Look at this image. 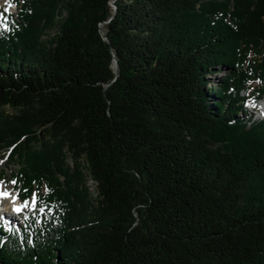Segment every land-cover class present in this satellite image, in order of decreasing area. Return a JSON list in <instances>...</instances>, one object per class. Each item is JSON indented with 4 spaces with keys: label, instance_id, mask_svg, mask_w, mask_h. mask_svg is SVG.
<instances>
[{
    "label": "trees",
    "instance_id": "trees-1",
    "mask_svg": "<svg viewBox=\"0 0 264 264\" xmlns=\"http://www.w3.org/2000/svg\"><path fill=\"white\" fill-rule=\"evenodd\" d=\"M13 1L0 264H264V0Z\"/></svg>",
    "mask_w": 264,
    "mask_h": 264
},
{
    "label": "rangeland",
    "instance_id": "rangeland-1",
    "mask_svg": "<svg viewBox=\"0 0 264 264\" xmlns=\"http://www.w3.org/2000/svg\"><path fill=\"white\" fill-rule=\"evenodd\" d=\"M5 12H12V13H17L18 12V7L15 3H13L12 0H0V12L2 11ZM225 73L223 71L219 72H214L211 75H209L211 84L207 85V88H211L214 85L218 84L222 78H224ZM256 84V83H255ZM264 100V99H263ZM260 100L254 108H249L250 113L253 114L254 116H262L264 115V106L262 103L259 104L261 101ZM263 107V109H262ZM7 148L3 149L0 152V182L3 185L5 189L11 188L13 193L17 195L18 191L16 189L15 184L12 183V177L14 175V171L16 169V166L14 163L9 161V157L7 156L8 153L6 151ZM3 156V157H2ZM5 156V157H4ZM4 172L5 176L2 178L1 173ZM89 184L91 185V190L94 191L93 183L90 181ZM28 206L24 207L25 202L23 203V212L19 215L15 214L12 215V219H7L4 215L0 214V221L4 222L5 225L10 227L12 224H17L18 226H25L26 224H31V219L32 216L35 214L36 217L40 215V212H42L41 208H37L35 205L34 199L26 201ZM34 205V206H33ZM1 206V205H0ZM11 216V214L9 215Z\"/></svg>",
    "mask_w": 264,
    "mask_h": 264
},
{
    "label": "bare ground",
    "instance_id": "bare-ground-1",
    "mask_svg": "<svg viewBox=\"0 0 264 264\" xmlns=\"http://www.w3.org/2000/svg\"><path fill=\"white\" fill-rule=\"evenodd\" d=\"M262 102L264 106V100ZM4 191L11 193V195L8 197L0 196V205H1L0 210L2 209V211H4L3 213L7 219H12L13 218L12 214L11 216H7L6 213L15 212L14 210L16 207H21L22 209H24L22 203L23 201L19 200L18 196L13 193L11 188L5 189L0 182V192H4Z\"/></svg>",
    "mask_w": 264,
    "mask_h": 264
},
{
    "label": "snow or ice",
    "instance_id": "snow-or-ice-1",
    "mask_svg": "<svg viewBox=\"0 0 264 264\" xmlns=\"http://www.w3.org/2000/svg\"><path fill=\"white\" fill-rule=\"evenodd\" d=\"M12 183L15 184L16 181L13 180ZM10 195H11V193L6 192V191H4V192H0V196L8 197V196H10ZM27 206H28V204H27V202H25L24 207H27ZM33 206H34V205H33ZM21 210H22L21 207H16V208H15V211H17V212H19V211H21Z\"/></svg>",
    "mask_w": 264,
    "mask_h": 264
},
{
    "label": "water",
    "instance_id": "water-1",
    "mask_svg": "<svg viewBox=\"0 0 264 264\" xmlns=\"http://www.w3.org/2000/svg\"><path fill=\"white\" fill-rule=\"evenodd\" d=\"M112 4H114V1L112 2ZM114 61H115V67H116V69H117V72H119L120 67H119L118 60H117V57H116V56H115Z\"/></svg>",
    "mask_w": 264,
    "mask_h": 264
}]
</instances>
